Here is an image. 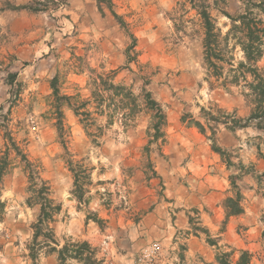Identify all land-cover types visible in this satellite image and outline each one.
I'll use <instances>...</instances> for the list:
<instances>
[{
	"label": "rangeland",
	"instance_id": "rangeland-1",
	"mask_svg": "<svg viewBox=\"0 0 264 264\" xmlns=\"http://www.w3.org/2000/svg\"><path fill=\"white\" fill-rule=\"evenodd\" d=\"M10 1L16 5L45 6L46 10L0 14V157L7 132L30 160L42 166V176L49 181L55 202L62 206L51 224L59 248L66 241H87L105 264H126L119 256L111 258V245L120 253L128 249L124 244L133 222L139 218L129 214L131 196L152 187L149 180L157 177L154 168H161L168 160L164 154L168 141L166 137L164 142L153 139V113L142 101L139 113L127 126L117 118L112 125L105 126V117L94 115L96 125L105 126L98 145L86 137L73 113L64 109V143L75 169L79 165L85 169V174H79L86 204L79 206L72 195L73 175L65 163V150L50 108L53 100L50 81L58 75L60 95H77L82 101L90 96L87 84L91 71L117 70L116 82L130 87L136 95L141 94L143 81L148 80L145 88L162 104L166 114H173L178 124L185 116L188 125L193 116L201 115V107L214 115L217 109L236 114L219 108L218 101H233L236 97L244 100L242 84L223 86V78L230 75L229 65H223L222 79L212 76L204 62L203 35L193 12L184 15L185 20L195 22L194 25L188 22L186 34L175 29L171 17L177 0H106L102 4L104 16L92 15L91 7L85 5L89 1L96 3L94 0ZM225 9L236 15L241 5L238 0H226ZM112 11L122 18L125 28L119 26ZM213 17L221 37H225L230 21L216 11ZM129 34L136 38V47L128 55L137 64L126 66V50L132 43ZM233 44L229 39L223 46L226 59L235 65L243 56ZM258 66H264V59ZM9 72L17 74L12 87L6 83ZM245 106L250 111L246 102ZM88 109L94 112L93 105ZM90 130L95 131L96 127ZM206 132L209 135L208 129ZM238 139L241 144L262 147L264 131L241 133ZM228 152L232 161L240 155L238 147ZM10 159L12 167L4 178L1 197L5 210L0 221V264H34L28 257V244L39 208L26 204L27 178L14 152L10 153ZM256 178L263 181L264 174ZM163 189L157 184L154 192L161 195ZM230 192L235 193L232 188ZM89 216H100L101 224H93L91 220L87 223ZM260 220L264 223L263 214ZM36 249L39 253L35 264H59L56 254H49L48 248ZM161 249L156 245L151 254L131 256L130 264H168L167 254Z\"/></svg>",
	"mask_w": 264,
	"mask_h": 264
},
{
	"label": "trees",
	"instance_id": "trees-1",
	"mask_svg": "<svg viewBox=\"0 0 264 264\" xmlns=\"http://www.w3.org/2000/svg\"><path fill=\"white\" fill-rule=\"evenodd\" d=\"M0 14L5 11H29V12H44L46 7H34L33 4L16 5L10 0H1ZM66 0H64L65 2ZM98 12L104 16L103 2L106 0H94ZM241 5V11L236 15H231L225 9L226 0H177L174 8V15L171 20L177 31L186 34V25L189 21L184 19L185 13L191 11L197 19L199 27L202 31L203 41V56L204 62L211 71L212 76L218 80L224 76L223 65H229L228 77H224L222 84L227 83L232 86H240L242 84V96L245 102L251 107L247 117H237L235 113H226L221 109H217V115L210 111H206L203 107L200 108V117L206 121V125L197 120H190V126L196 128L198 132L206 136L210 142L212 152L218 154L226 166L237 167L240 171L237 175L229 177L230 186L235 191L234 195L226 197L223 201V207L226 211V217L237 216L243 213L241 202L243 195L237 186V181L240 179V174H249L250 170L245 168L241 163L236 165L232 161V156L226 150L221 148L216 140L217 130L219 126H223L228 131L234 133L237 130H242L248 127H254L258 131H264V66L259 67L258 63L264 59V0H238ZM55 2V1H54ZM110 5V2H109ZM216 11L230 21V29L225 37H221V32L216 25V19L213 17V12ZM113 18L120 27L125 28L126 24L122 18L115 12H111ZM178 14V18H176ZM190 20V24L195 22ZM131 45L126 50V66L130 63H136L134 58L129 57V50L136 47V38L133 34H129ZM233 40L234 49H239L243 59L235 65L224 55L225 47L223 46L228 40ZM117 70H111L108 73H95L91 71V76L88 82L90 96L85 100H79V96L60 95L58 87L59 76L56 75L50 81L52 90V103L50 108L54 115L55 128L65 150V163L68 166L70 173L73 175V190L72 195L79 206L86 204L84 201V188L80 182V174H85V169L80 165L77 170L70 158L68 147L64 143V109L70 110L78 119L83 131L94 145L100 143V138L103 136V127L112 125L114 119H119V122L127 126L132 122L139 113L142 101L143 106L153 113L155 123L153 125V139L165 141V129L167 127V114L152 93L145 87L149 84L148 80L143 81L141 94L136 95L130 87L116 82ZM17 74L7 73L6 83L9 86L16 84ZM93 105L94 112L88 108ZM96 117H105V126L96 125ZM181 123H186L185 116L180 119ZM211 123L215 124L214 127ZM96 127L95 131L90 130V127ZM209 130L207 135L206 130ZM5 150L0 157V221L4 215L5 203L1 200L4 178L9 174L12 167L10 153L14 152L16 158L20 161L24 175L27 178V193L28 198L26 204L29 207L37 206L39 213L37 220L31 225L32 239L28 244V257L35 264L38 258L39 247L49 249V254H56L59 264H68L74 261L78 264H105L103 260L97 258L98 251L93 248L87 241L72 242L66 241L63 246L58 243L51 224L55 222V217L62 210L61 204L55 202L52 196V188L48 180L42 176V166L29 159L14 139L5 132ZM146 150L148 148L146 147ZM78 165V164H77ZM80 173V174H79ZM88 178L87 176L85 177ZM100 225L101 220L97 217H87V221ZM207 236L208 233L202 230ZM264 236V230L262 232ZM209 244H215L211 239H208ZM251 256L249 252L242 251L238 259L233 262L228 253H219L216 256L217 264H250Z\"/></svg>",
	"mask_w": 264,
	"mask_h": 264
},
{
	"label": "crops",
	"instance_id": "crops-1",
	"mask_svg": "<svg viewBox=\"0 0 264 264\" xmlns=\"http://www.w3.org/2000/svg\"><path fill=\"white\" fill-rule=\"evenodd\" d=\"M85 5L97 16L96 3L89 1ZM218 105L228 112L235 111L237 117L245 118L250 113L239 97L233 101L220 100ZM167 119L168 144L164 154L168 160L161 168H154L157 177L149 180L150 189L132 194L129 214L139 218L133 222L124 244L128 249L120 253L111 245V258L119 256V260L130 264L131 256L151 254L153 247L159 245L167 254L168 264H217L219 253H228L235 262L242 251L249 252L251 264L264 261V223L260 220L264 215V180L256 178L264 174V144L248 146L238 139L241 133L254 132L255 128L232 133L221 126L217 132L216 140L221 148L227 151L239 148L240 155L233 163L238 161L252 169L249 174L241 173L237 181L243 195V213L226 217L222 201L231 196L229 177L240 171L237 167L228 168L196 128L187 123L178 124L173 114L168 113ZM192 119L205 125L199 114ZM157 184L164 187L161 195L154 192ZM208 239L215 244H209Z\"/></svg>",
	"mask_w": 264,
	"mask_h": 264
},
{
	"label": "built area",
	"instance_id": "built-area-1",
	"mask_svg": "<svg viewBox=\"0 0 264 264\" xmlns=\"http://www.w3.org/2000/svg\"><path fill=\"white\" fill-rule=\"evenodd\" d=\"M123 200H125V198H123Z\"/></svg>",
	"mask_w": 264,
	"mask_h": 264
}]
</instances>
